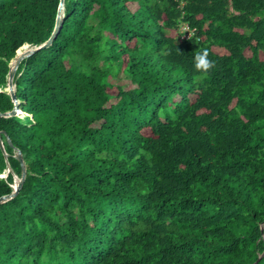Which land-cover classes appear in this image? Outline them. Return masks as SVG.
<instances>
[{"label":"trees","instance_id":"1","mask_svg":"<svg viewBox=\"0 0 264 264\" xmlns=\"http://www.w3.org/2000/svg\"><path fill=\"white\" fill-rule=\"evenodd\" d=\"M59 2L0 0V112ZM13 82L0 264H264V0H63Z\"/></svg>","mask_w":264,"mask_h":264},{"label":"water","instance_id":"2","mask_svg":"<svg viewBox=\"0 0 264 264\" xmlns=\"http://www.w3.org/2000/svg\"><path fill=\"white\" fill-rule=\"evenodd\" d=\"M62 17H63V0H60L59 6H58V10H57V15H56L55 26H54V29H53L51 35L48 37V39L45 40L43 43H41L39 45H35V46L29 47V48L23 50L19 54L17 53V50H16V54H15L14 58L10 61V64H9L10 67H9V71H8V75H7V88L8 89H6L9 92V94L11 95V98L14 100L15 105L10 111L0 112V115L17 114V112L20 110V108L18 106V101H17L15 93H14L13 77H14L15 70H16L20 60L23 57H26V56L30 55L31 53L35 52L37 49H39L41 47L48 46L52 42V40L55 38V36L58 34V32L60 30V27L62 25ZM22 46H25V44H23ZM0 147L3 150L4 154L6 155L7 153L4 150V146H3L1 138H0ZM15 156L20 161L21 174H20V177H17L16 179L14 178V183L11 184L12 187H13L12 191L10 193H7V194H4V195L0 196V203L6 201L9 198H11L12 196H14L18 192L19 188L21 187V185L23 183L25 175H26V166H25L22 154H21L19 149L16 150ZM260 228H261V230L263 229V225L262 224H261Z\"/></svg>","mask_w":264,"mask_h":264},{"label":"clouds","instance_id":"3","mask_svg":"<svg viewBox=\"0 0 264 264\" xmlns=\"http://www.w3.org/2000/svg\"><path fill=\"white\" fill-rule=\"evenodd\" d=\"M215 66L214 61L209 59V50L199 51L194 56V67L198 72L207 73Z\"/></svg>","mask_w":264,"mask_h":264},{"label":"built area","instance_id":"4","mask_svg":"<svg viewBox=\"0 0 264 264\" xmlns=\"http://www.w3.org/2000/svg\"><path fill=\"white\" fill-rule=\"evenodd\" d=\"M180 29L185 37L193 33V29H191L186 23H182L180 25Z\"/></svg>","mask_w":264,"mask_h":264},{"label":"rangeland","instance_id":"5","mask_svg":"<svg viewBox=\"0 0 264 264\" xmlns=\"http://www.w3.org/2000/svg\"><path fill=\"white\" fill-rule=\"evenodd\" d=\"M26 44V43H25ZM30 47H32L31 45H30ZM27 48H29V47H27ZM27 48H24L23 50H25V49H27ZM117 81L118 82H121V79H118L117 78ZM4 89H8L7 87L6 88H4ZM19 112H21L20 110L17 112V114L19 113ZM21 115V114H20ZM4 175H6V170H5V172L4 173H1V176H4ZM18 176L17 175H14V178L16 179ZM14 183V182H13Z\"/></svg>","mask_w":264,"mask_h":264},{"label":"bare ground","instance_id":"6","mask_svg":"<svg viewBox=\"0 0 264 264\" xmlns=\"http://www.w3.org/2000/svg\"><path fill=\"white\" fill-rule=\"evenodd\" d=\"M17 53L19 54V53H21V52L17 51Z\"/></svg>","mask_w":264,"mask_h":264}]
</instances>
